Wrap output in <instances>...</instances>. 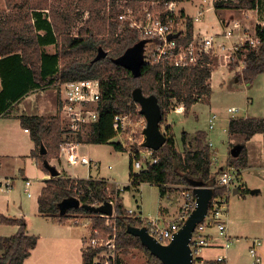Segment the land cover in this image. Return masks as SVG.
Returning <instances> with one entry per match:
<instances>
[{"label":"trees","instance_id":"trees-1","mask_svg":"<svg viewBox=\"0 0 264 264\" xmlns=\"http://www.w3.org/2000/svg\"><path fill=\"white\" fill-rule=\"evenodd\" d=\"M240 1L238 4L219 2L215 4V9L256 7V0ZM6 2L11 6L16 0ZM172 2L175 0H162L156 9L153 5L148 8L153 12L156 10V14L165 21L168 15L173 16L166 11V4ZM23 7L26 11H14L6 19L3 18L6 11L0 10V72L3 79L0 116H5L12 105L31 88H44L58 81L97 79L102 85L100 112L98 121L90 129L88 142L111 144L116 150L126 152L120 143L110 141L116 136L113 127L114 116L130 111L136 113L138 110L133 99L135 89L141 88L146 96H157L163 113L162 123L166 118V111L174 102L180 103L185 107L186 113H189L203 96L212 95L209 81L214 70L213 60L207 55L197 66L183 70L146 63L138 78L123 66L114 63L113 59L123 55L128 48L141 40L138 31L131 28L128 22L122 23L119 16L126 11L124 8H130L134 14L143 13V0H77L76 3L75 0H25ZM79 12H82L81 16ZM84 12H88L89 16L79 28L78 37H73L71 28ZM183 16H186L185 13L181 15ZM255 32L260 39L259 48L253 49L246 44L237 53L238 60L244 61V69L238 73V78L248 86L264 73V26L257 25ZM193 33V20L188 17L186 36L181 42H189ZM49 44L57 45V54L49 55L41 50L42 46ZM100 47H103L108 56L93 62ZM238 64L239 62H232L229 67L234 70ZM20 120L31 132L36 146L31 156L36 159L39 167L49 172L44 162L58 156L65 132L60 118L21 116ZM228 133L230 136H245L246 140H250L254 135L264 133V120L232 118L229 121ZM166 135V144L155 152L160 158L157 164L136 174L131 166L132 185H156L160 187L161 194L165 195L167 186H191L193 181H199L205 186L214 187V196L227 193V188L216 187L221 171L212 173L210 149L202 145L198 136L195 139L198 146L191 149L193 142L188 141V135L184 134V149L180 152L170 125ZM78 141L83 142V137H78ZM42 148L47 150L44 155L41 154ZM230 157L232 161L236 159L232 155ZM127 188L130 189L129 186ZM70 198H77L82 204L96 206L110 201L108 181L91 177H52L46 181L38 199L40 215L60 223H66L78 214L98 217L83 207L65 209L62 204ZM116 213L119 250L126 252L139 248L145 252L148 264H163L141 243L139 237L127 230L129 226L148 227V220L129 216L127 209L120 202L117 203ZM95 221L96 226H99L103 220ZM2 222L18 225L19 230L13 236L0 239V264H24L36 247L38 237L27 234V225L23 219L2 218ZM94 254L93 249L84 252V263L90 264Z\"/></svg>","mask_w":264,"mask_h":264},{"label":"rangeland","instance_id":"rangeland-1","mask_svg":"<svg viewBox=\"0 0 264 264\" xmlns=\"http://www.w3.org/2000/svg\"><path fill=\"white\" fill-rule=\"evenodd\" d=\"M161 1L143 0V8L146 10L153 5L156 9ZM237 2L240 3L241 1L239 0ZM173 4L174 12L182 19V26L186 28L188 17L194 20L198 15L201 21L196 24H198L197 27L201 33H210L219 40L228 43L236 42L235 39L228 41L222 37L228 23L233 24V20H238L247 33H254L256 26L263 20V10L261 9L264 7V0H260L259 4L261 9L258 11L249 8L218 11L215 9V6H212L209 1L206 2L205 0H175ZM200 11L203 12V15L198 14ZM156 13L155 10L154 14ZM183 13L186 15L183 16L184 18L181 17ZM83 22L84 18H79L72 29L73 34L78 32ZM212 60L213 69L217 70L213 76L211 100L210 97L203 96L192 107L189 113H186L185 107H181L182 105L180 103L174 102L166 111L167 115L161 124V129L162 132L167 134L168 125L172 127V135L176 141L177 149L180 152L184 149L182 142L184 132H187L186 134L189 135L188 141L193 142L191 149H195L198 146L197 140L195 141L198 136L197 138L202 140V145L210 149L213 161L212 173H216L222 168L234 167L235 169H239L242 167L238 182H242L246 186L247 191H240L235 195L233 193L230 195L228 193H226L227 195L225 194L227 197V206L223 218L228 222V232L232 238L231 246L229 250L223 249L221 245L216 249H206L202 257L207 259L208 256H213L209 262L215 264L217 257L220 254H226L228 251L230 258L223 264L228 262L230 264H255V259L252 257L250 249L254 241H259L258 257L261 259L262 264H264V133H258L250 140H246L245 136H230L227 132L229 120L232 118H245L250 116L254 119L264 120V73L249 87L245 82L239 81L238 73L241 67L238 68L236 66L234 71H231L229 64L232 61H230L227 53L216 55L212 57ZM46 87L48 88H45L48 91L45 93L46 100L49 99V94L52 90L54 92V89L58 91L59 98H61L62 87L59 85V81L55 85H48ZM233 107L240 109V111L235 114L230 113L228 110ZM177 108H181V112L176 111ZM214 114L218 117V120L215 128L210 130L209 121L210 117ZM56 115L58 117L59 112ZM50 116L52 115L48 114L46 117ZM132 118L136 122L141 116L138 112H132ZM88 134L89 131L83 134V142L79 146V153L85 155L91 161L89 165H68L67 158L63 156L61 149L57 157L50 159V163L56 166L58 170L62 169L65 171L63 169L65 168L72 178L84 179L92 176L99 177V179H106L110 191L117 184L124 186V191L121 192L119 197L114 198L116 201L115 204L117 206V203L120 202L127 209V214L133 218H136V215L143 212L141 215L147 217L145 219H156L161 207L168 206L174 212L179 204H183V198L180 193L183 186H167L169 189L168 196L162 197L160 188L157 186L143 184L138 188V186L130 184L129 180L132 174L131 166L133 163L127 149L126 152L118 151L111 144L98 145L89 143ZM135 136H137V139L140 138V131L138 129ZM119 140L121 139L116 137L110 142L119 143ZM211 143L212 145H210ZM238 145L243 146L244 150H241L240 155L232 161L230 157L231 150ZM245 160L247 163H245ZM22 168L26 170L28 176L35 183L41 180V173L38 169L46 172L29 158H20V162H14V160L11 162V168H8L7 176L10 179L14 178L15 186L12 197L16 203L25 202L24 198H27L24 193L23 178L20 176V170ZM133 173L136 174L138 171L133 168ZM128 186L130 189L127 188ZM255 191L259 192L255 193ZM113 195H116L115 191ZM130 209L134 210L135 214H131L129 212ZM115 216H117V213ZM76 217L83 218L82 223H86V225L82 227L88 230V235L84 243V252L89 250V241L95 229L99 231V237L102 236L104 238H107L108 235L115 232L113 228L114 219L100 216L96 218L94 215L89 214L73 216V218ZM173 217V214H171V217L167 221H173ZM95 219L103 221L101 224L99 223V226H96ZM161 223V226L167 224L166 221H161ZM209 232L216 233V230H210ZM70 250L67 256L64 257V261L62 259L60 261L56 260L52 261V264H85L84 260L79 258L77 248L74 247ZM118 254L123 259V263L148 264L145 252L139 248H132L126 252L118 248ZM47 260L44 258L42 261L45 262L44 264H50L46 262ZM30 261L27 264L32 263L33 260ZM209 262H205V264H210Z\"/></svg>","mask_w":264,"mask_h":264},{"label":"built area","instance_id":"built-area-1","mask_svg":"<svg viewBox=\"0 0 264 264\" xmlns=\"http://www.w3.org/2000/svg\"><path fill=\"white\" fill-rule=\"evenodd\" d=\"M205 1H209L212 6H215V4L219 2L238 3L237 1L239 0ZM259 3L260 0H256V7L253 10L258 11L261 9ZM173 6V2L166 4V11L172 13L173 16L168 15L165 21H162L161 17L154 14L149 8L144 10L141 14H134L130 8H124L126 11L119 16V20L122 23L128 22L131 28L138 31L141 40L152 39V42L147 45L145 53V62L149 65H160L163 66V68L174 67L183 70L192 66H197L206 55L212 58L216 55L227 53L230 61L235 63L239 62L238 68L241 67L239 72H242L244 69V61L238 60V51L246 44L253 49H258L260 46V39L256 32L247 33L238 20H233V24L228 23L222 35V37L226 38L228 41L235 39L236 42L228 43L219 40L210 33L200 32L198 34L193 33V37L189 42L182 43L181 39L186 36V28L182 26V19L176 15ZM261 10H263V20L258 25L264 26V7ZM198 14L203 15V12L200 11ZM193 21L197 23L201 21V19L197 15ZM171 35L173 38L169 39ZM59 85L62 87V92L58 117L65 131L60 149L70 165H89L91 161L85 155L79 153V146L82 144L78 141V137H83L86 131L90 132L92 125L99 119L100 101L102 97L101 82L97 79H87L68 82L59 81ZM136 105L139 110H137V112L141 116L138 121L134 122L132 118V112L135 113L134 111L124 114L119 113L114 116L113 127L116 134L115 138L121 139L119 143L123 148L127 149L133 163L132 167L139 173L148 170L151 165L157 164L160 158L155 155L156 151L143 146V131L146 128L147 121L140 113V105L137 103ZM179 110L180 108L176 109L178 112ZM228 111L235 114L238 113L240 109L233 107ZM217 120L218 117L215 114L212 115L209 121L210 130L215 128ZM137 129L140 131L139 139L135 136L137 134ZM26 131L29 132L28 129H26ZM210 145H212V143ZM220 171L221 174L218 177L216 187L227 188V193L235 189V187L245 190L243 184H239L238 182L240 175L238 169L231 167L227 169L222 168ZM129 181L131 184L132 178H130ZM26 183L28 186L31 185L30 180ZM11 186L12 182L7 181L3 187ZM124 189V186L117 184L115 188H112V191L116 192L114 196L111 194L112 191L108 189L111 197L110 202L114 207L113 215L96 214L98 217L114 219L113 228L115 232L108 235L107 238H104L102 236L99 237V231L97 229L94 230L89 241V249H93L95 254L90 264H120L121 258L118 256L117 247L118 225L115 216L116 201L114 198L119 197ZM26 192H28V187L26 188ZM181 194L183 197V204L173 221L169 222L167 225L161 226L155 219H147V229L149 233L165 244L173 239L175 233L181 229L197 206V199L194 194L193 186H183ZM28 195H30L29 192ZM226 195L213 197L207 215L203 222L197 225L194 231L190 242L194 257L193 264H205L202 253L205 249L215 246L216 237L224 239L221 245L223 249L229 250L231 246L232 238L228 232L227 222L223 218L227 206ZM129 212L135 214V211L132 209H130ZM135 217L145 219L140 215H136ZM82 220V217H76L68 221L75 225H86V223H82ZM214 229L216 233L209 232ZM259 246L260 242L254 241L250 249V253L255 259V264H262L261 259L258 257ZM226 257V254L219 255L215 264H223L226 261Z\"/></svg>","mask_w":264,"mask_h":264},{"label":"crops","instance_id":"crops-1","mask_svg":"<svg viewBox=\"0 0 264 264\" xmlns=\"http://www.w3.org/2000/svg\"><path fill=\"white\" fill-rule=\"evenodd\" d=\"M76 2L77 0H75V3ZM24 3H25V0H16V2H14L11 6H9L6 0H0V10L6 11L3 18L6 19L14 11L15 12L26 11V9L23 7ZM218 11H221V10H218ZM47 13L48 12L46 11L45 14ZM79 13L81 16L82 12H79ZM88 16H89L88 12H84V15L82 16L84 18V22L87 20ZM84 22L82 23V25L84 24ZM193 25H194V33L195 34L200 33V30L197 27L198 24H196V22L194 23L193 21ZM73 27L71 28L72 36L78 37V32L76 34L72 33ZM39 33L44 34V32H39ZM41 50L49 55H55L58 52L56 44H49V45L42 46ZM226 68L229 70L228 67ZM216 70L217 69L213 70L212 77L210 79L211 88H213L212 87L213 76ZM231 71H234V70H231ZM231 71L229 70V72ZM261 75H259L257 78H259ZM55 84L56 83H54V85ZM45 88L47 87L31 88L27 92L26 95H24L22 98H20L18 102L12 105L11 109L8 110V113L5 116H0V193L2 194V195L0 194V239L2 240L4 238L13 236L19 230L18 225L5 224L2 222V218L25 220L26 225H27V234L31 236H37L38 243L36 247L34 248V250L31 252L30 257L25 260L24 264H27V262H31L30 260H33L32 263L30 264H44L45 262L42 261L44 258L48 259L46 262L50 264H52V261H56V260L60 261L62 259L64 261V257L67 256L68 251H71L70 249L74 247L77 248L79 258H82V260H84V257H82L84 254L83 249H84L85 240L88 235V230L85 227H82L81 225H75L74 223L70 221H67L66 223L55 222L51 218H47V217L40 215L38 199H39L42 189L46 186V181L52 178L50 172H47V171L43 172L41 169H38L41 173V180H39L38 183H35L31 179V177L28 176L26 170L22 168L20 170V176L23 178L22 182L24 186V193L26 194L27 198H24L25 202L22 201L20 203H16L12 197V194L14 191L13 188L15 186L14 178L10 179V177L7 176L8 168H11V162L13 160L14 162L16 161L20 162V158H24V159L29 158L33 162H36V159L33 156H31V153L36 148L35 143L32 140L31 132L30 131L27 132L26 128L22 125L20 117L21 116H39V117L49 118V117H46L48 116V114L52 115L50 117H56L57 112H59L61 98H59L58 91L54 89V92H53L52 90L51 93L49 94V99L46 100L45 93L48 92L47 91L48 88L47 89ZM2 90H3V79H2L1 72H0V93L2 92ZM211 97L212 95L210 96V100H211ZM181 110L182 109L180 108L179 111L181 112ZM245 118H252V117L247 116ZM228 126H229V123H228ZM227 132H228V128H227ZM186 133L187 132H184L183 134H186ZM98 145H103V144H98ZM245 163H247L246 160H245ZM67 164L70 165L69 162H67ZM241 168H239L238 170L240 171ZM63 169L65 171H63L62 169L59 170V176L70 177L67 170L65 168ZM90 177L94 179H99V177H92V176H89L86 178H90ZM28 180H31L30 186H28L26 183ZM7 181L12 182L11 187H3ZM240 183L243 184L242 182H239V184ZM141 185H139L138 188H140ZM151 186H156V185H151ZM243 186L245 187V190H242V188H239V187H235V189H232L228 193V195L232 193L235 195L239 193L240 191L245 192L247 189L244 184ZM27 187H28V192L30 193V195H28V192H26ZM170 187H173V186H170ZM138 192L140 193L139 190ZM257 192L259 191H255V193ZM168 193H169V189L166 187L165 195H162V194L161 195L162 197L168 196ZM181 197H182V194H181ZM181 205L182 203L176 207L174 212H172L170 207L168 206L161 207L159 214L156 216L157 220L156 219L155 220L158 221L160 225L162 224L161 221H164V222L166 221L168 224L169 221H167V219H169L171 217V214H173L174 216L173 220H174L177 216V213ZM142 213L143 212H141L139 215L144 217L143 215H141ZM144 218H147V217H144ZM227 225H228V222H227ZM223 242H224V239L216 237L215 246L211 248H207V249H216L219 247V245H222ZM220 249L219 251L221 252ZM205 250L203 251V253L205 252ZM0 254H1V250H0ZM226 256H227L226 257V261H227L230 258L228 251L226 253ZM211 258H213V256H208L207 259L205 258L203 259H204V262H209ZM120 264H126V262L123 263V259H120ZM226 264H230V262Z\"/></svg>","mask_w":264,"mask_h":264},{"label":"water","instance_id":"water-1","mask_svg":"<svg viewBox=\"0 0 264 264\" xmlns=\"http://www.w3.org/2000/svg\"><path fill=\"white\" fill-rule=\"evenodd\" d=\"M173 36H169V39ZM152 39H142L134 46L128 48L123 55L113 59L114 63L123 66L131 71L134 77L138 78L142 74V67L145 62L146 47ZM108 53L99 48V52L93 62L104 59ZM134 102L140 105V113L147 121L146 128L144 129V143L143 146L159 151L167 142L168 137L161 129L163 113L159 104L158 98L155 95H144L141 88H137L133 92ZM242 146L238 145L231 150V155L237 158L240 155ZM47 150L42 148L41 154H46ZM45 167L49 170L52 177L59 176V170L56 166L52 165L50 161L44 162ZM191 186L194 187V194L196 196L197 206L186 220L181 229L175 233L173 239L165 244L159 239L152 236L147 227L129 226L128 232L136 237H139L141 243L148 248V250L158 257L163 264H193L194 257L191 249V239L198 224L203 222L208 213L211 201L214 197V189L205 186L202 182L193 181ZM62 206L67 208L83 207L94 214L113 215L114 207L110 201H106L102 205H89L82 204L77 198H70L63 202Z\"/></svg>","mask_w":264,"mask_h":264}]
</instances>
